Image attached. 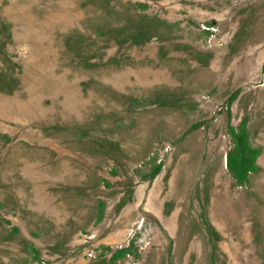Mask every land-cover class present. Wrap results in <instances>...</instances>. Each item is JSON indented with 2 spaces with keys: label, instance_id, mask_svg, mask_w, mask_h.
Masks as SVG:
<instances>
[{
  "label": "rangeland",
  "instance_id": "374dc122",
  "mask_svg": "<svg viewBox=\"0 0 264 264\" xmlns=\"http://www.w3.org/2000/svg\"><path fill=\"white\" fill-rule=\"evenodd\" d=\"M0 264H264V0H0Z\"/></svg>",
  "mask_w": 264,
  "mask_h": 264
}]
</instances>
